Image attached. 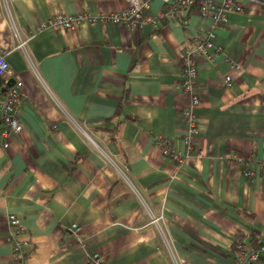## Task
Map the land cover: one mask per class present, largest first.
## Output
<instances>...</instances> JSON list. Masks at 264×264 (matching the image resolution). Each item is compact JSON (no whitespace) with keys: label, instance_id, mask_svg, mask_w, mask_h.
Masks as SVG:
<instances>
[{"label":"crops","instance_id":"1","mask_svg":"<svg viewBox=\"0 0 264 264\" xmlns=\"http://www.w3.org/2000/svg\"><path fill=\"white\" fill-rule=\"evenodd\" d=\"M251 1L217 29L220 52L199 60V130L179 167L159 141L185 149L183 50L210 20L32 35L60 14L107 16L128 5L0 0V50L25 95L23 131L0 150V264H13L12 215L32 244L27 264H87L90 252L105 264H172L163 236L179 264H232L240 233L264 245V0ZM163 8L154 0L148 13ZM232 156L245 166L228 164ZM149 213L163 215V236Z\"/></svg>","mask_w":264,"mask_h":264},{"label":"built area","instance_id":"2","mask_svg":"<svg viewBox=\"0 0 264 264\" xmlns=\"http://www.w3.org/2000/svg\"><path fill=\"white\" fill-rule=\"evenodd\" d=\"M154 0H125L128 7L117 13L107 16L101 15L93 17L89 14H77L74 16L57 15L46 22L39 24L32 35L42 32L58 33L62 31H75L87 24H113L123 26L132 33H137L144 26L148 25L157 29L162 25L177 22L183 28L188 26L189 18L197 14L200 18L210 20L213 23L211 30L203 36L192 38L187 47L183 50L181 62V80L180 88L184 94L190 98V107L183 112V117L187 121L188 129L184 136V151L177 150L172 143L159 141L163 145V155L177 166H183L190 158L194 149V138L198 135L199 120L196 110L200 104V94L197 88L199 74V60L211 62L213 54L220 52L216 44L217 29L229 24L231 14H243L245 3L251 0H159L164 8L156 15H150L149 6ZM24 43L20 44L23 48ZM13 72L7 61V54L0 50V150L6 151L10 148L11 140L14 135L23 131L20 123V112L23 107L25 95L24 85L21 80H15ZM232 80L226 78L225 86L230 88ZM228 164L235 163L239 167H244L246 160L232 156L225 160ZM264 174V162L260 165ZM243 176L252 181L255 173L249 170H243ZM150 226H154L161 233L160 225L163 224V215H154L149 213ZM9 231L7 241L12 249L13 264H27L28 258L32 252V244L23 238L26 229L22 221L16 216L8 218ZM76 233L80 232L77 226H74ZM163 236V234L161 233ZM168 255L172 264H179L171 245L163 236ZM82 245L83 241L80 242ZM264 260V245L254 248L250 244V236L247 233H240L236 237L235 251L232 264H259ZM87 264H105L102 256L97 252L87 254Z\"/></svg>","mask_w":264,"mask_h":264},{"label":"water","instance_id":"3","mask_svg":"<svg viewBox=\"0 0 264 264\" xmlns=\"http://www.w3.org/2000/svg\"><path fill=\"white\" fill-rule=\"evenodd\" d=\"M14 82H15V80H12V81L10 82V85H12Z\"/></svg>","mask_w":264,"mask_h":264}]
</instances>
